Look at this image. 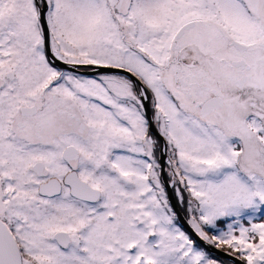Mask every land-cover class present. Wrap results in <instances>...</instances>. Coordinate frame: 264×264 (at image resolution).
I'll return each mask as SVG.
<instances>
[{
  "label": "snow or ice",
  "instance_id": "obj_1",
  "mask_svg": "<svg viewBox=\"0 0 264 264\" xmlns=\"http://www.w3.org/2000/svg\"><path fill=\"white\" fill-rule=\"evenodd\" d=\"M0 264H264V0H0Z\"/></svg>",
  "mask_w": 264,
  "mask_h": 264
}]
</instances>
